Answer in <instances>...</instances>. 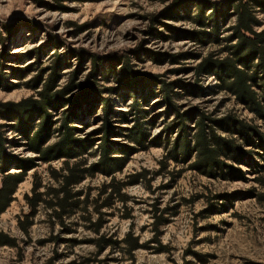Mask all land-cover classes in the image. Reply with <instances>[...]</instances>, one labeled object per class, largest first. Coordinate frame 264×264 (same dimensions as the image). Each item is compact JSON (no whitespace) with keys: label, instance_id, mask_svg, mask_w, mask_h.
Wrapping results in <instances>:
<instances>
[{"label":"rangeland","instance_id":"1","mask_svg":"<svg viewBox=\"0 0 264 264\" xmlns=\"http://www.w3.org/2000/svg\"><path fill=\"white\" fill-rule=\"evenodd\" d=\"M201 1L0 0V28L15 27L11 36L2 27L6 40L0 44V54L12 58H0V104L40 99L38 92L57 67L55 91L62 90L73 75L83 82L99 61L107 79L99 76L98 86L116 90L112 124L117 133L112 140L136 148L122 171L114 174L124 185L125 198L117 196L98 213L96 206L105 203L111 192L108 188L104 194V185L112 180L102 174L88 177L78 187L85 193L82 201L89 195L92 202L87 219L80 211L65 219L64 225L54 222L44 205L32 210L26 201L36 183H42L40 192L55 186L49 169L58 170L63 164V160L38 161L0 215V233L14 240L13 245L0 246V264H264V203L259 199L264 187L257 175L241 165L245 178L214 179L191 170V161L167 159L165 142L171 139L173 143L180 131L162 92L164 85L178 83L172 87L181 96L174 98V104L182 114L191 110L216 118L233 114L264 131L263 122L255 120L234 97L225 91L213 92L220 83L215 76H197L195 69L202 58L225 56L224 39L231 35L229 28L235 22L234 17L223 20L216 43H201L196 33L212 30L193 20L198 14L195 4ZM258 19L262 22L258 31H262L264 14L259 13ZM126 66L148 76L146 88L152 93L148 103H142L147 113L141 118L131 113V97L118 96L119 91L128 90H119V71ZM39 76L40 83L33 82ZM3 80L15 86L2 87ZM69 104L66 101L68 107L52 113L53 134L48 144L56 142L59 118L65 109L72 111ZM104 116L100 104L93 112L82 106L75 121L80 128L77 136L94 144L91 152L101 144ZM9 120L0 118V124L8 126L7 153L37 159L24 138L9 127L14 123ZM138 123L147 132L146 149L124 135ZM188 126L192 128L194 120ZM158 139L162 145L151 143ZM85 157L89 165L96 161ZM139 174L146 178L136 181ZM95 200L100 202L96 205ZM158 217L165 220L163 225H157ZM101 220V226H96ZM129 235L140 246L132 252L125 243ZM101 238L117 243L101 247L96 242Z\"/></svg>","mask_w":264,"mask_h":264},{"label":"trees","instance_id":"2","mask_svg":"<svg viewBox=\"0 0 264 264\" xmlns=\"http://www.w3.org/2000/svg\"><path fill=\"white\" fill-rule=\"evenodd\" d=\"M195 5L198 7V14L193 19L194 22L203 28L212 27L210 32L202 30L196 33L198 36L196 39L201 43L206 41L216 43L219 39L220 22L230 17L235 18L233 26L229 28L231 35L224 39L226 45L222 53L225 56L218 57L219 54H210L202 58L195 69L197 76L199 78L204 75L215 76L220 83L214 87L213 92H227L238 104L252 113L255 120L262 121L264 124V30L258 31V28L262 26L258 14H264V0H221L219 2L204 0ZM206 12H209L207 16ZM231 14L233 15L230 16ZM2 27L9 30L10 36L13 33L11 29H15V27L3 25ZM2 27L0 28V44L3 45L6 37ZM0 58L11 59L12 56L2 52ZM101 64L96 61L94 72L83 82L77 81L76 76L73 75L60 91H55L58 79L56 74L59 72L57 67L55 74L51 75L43 89L38 92L40 99L29 98L18 104H0V118L6 120L10 118L9 121L14 123L9 127L24 138L30 151L37 154V159H22L7 153L6 128L8 126L0 124V215L10 207L19 185L24 182L27 172L38 166V161L51 164L63 160L60 169H49L56 183L55 186L40 192L42 183H36L32 189V196H26V201L32 210L44 205L51 211L50 216L54 218V222L64 225L65 219L74 217L80 211L84 213V219H87L88 206L92 202L89 195H86L85 200L82 201L81 198L85 193L78 187L88 177L102 174L112 180L110 185H104L103 193H107L108 188L111 192L107 194L105 203L96 206L98 213L102 208L111 205L109 201L115 200L117 196L125 198L122 192L124 185L114 178V174L122 171L136 148L112 140L117 133L116 126L112 124V118L115 115L113 112L115 99L112 94L116 90L98 86L99 76L107 79ZM119 72L121 85L119 90H128L119 91L118 96L131 97L133 101L131 113L141 118L147 113L142 103H148V95L152 93L146 88L148 76L132 71L128 66ZM40 77L33 82L40 83ZM2 83L4 84H1L2 87L15 86L4 80ZM177 84L164 85L162 88L166 102L177 118L176 124L180 131L173 143L171 139L165 142L167 145L165 148L168 150L167 159L183 164L191 161L189 164L191 170L206 177L223 180L245 178V172L240 168L244 165L257 175V181L264 187V165L261 164V161H264L262 128L233 114L216 118L203 112L195 114L196 110L180 113L174 104V98L180 97L181 94L173 91L172 87ZM66 101L72 106V111L64 110L65 113L58 122V138L53 144H48L53 134L52 113L68 107L64 106ZM97 104L104 106L105 109L103 127L99 130L104 135L98 150L91 152L94 144L90 142V139L77 136L80 128L76 126L75 121L79 117L82 106H88L93 112ZM193 120L194 126L190 128L188 123ZM36 121H39L38 124H34ZM168 130L169 132L173 130L172 125L168 127ZM124 135L131 143L146 149L147 132L144 131L142 124L138 123ZM151 143L162 145L160 139ZM87 155L95 157L96 161L89 165L85 157ZM12 170H19V172H12ZM145 178L146 174L134 177L136 181ZM259 199L264 203V193L259 195ZM99 202L95 200L96 205ZM157 220V225L164 224L165 220L162 217H158ZM101 223L102 220L96 226L100 227ZM96 242L101 247L117 243L106 238ZM125 243L129 246L130 252L140 248L137 239L132 238L131 235L125 239ZM13 244L14 240L0 233V246Z\"/></svg>","mask_w":264,"mask_h":264}]
</instances>
